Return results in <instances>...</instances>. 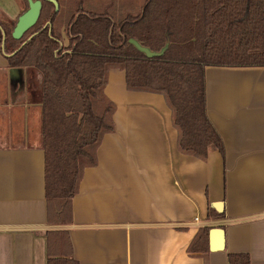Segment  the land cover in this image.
I'll return each instance as SVG.
<instances>
[{
  "label": "crops",
  "instance_id": "0c3cea01",
  "mask_svg": "<svg viewBox=\"0 0 264 264\" xmlns=\"http://www.w3.org/2000/svg\"><path fill=\"white\" fill-rule=\"evenodd\" d=\"M20 10L17 0H0L9 19ZM9 57L0 40V264H48L49 232L66 233L52 251L78 264H229L240 254L264 264V67L206 69L207 115L224 153L210 147L204 161L179 151L163 95L128 91L125 71L111 69L104 93L114 130L84 170L71 223L52 225L41 75L11 67ZM204 227L223 229L225 247L191 256Z\"/></svg>",
  "mask_w": 264,
  "mask_h": 264
},
{
  "label": "trees",
  "instance_id": "16d2710c",
  "mask_svg": "<svg viewBox=\"0 0 264 264\" xmlns=\"http://www.w3.org/2000/svg\"><path fill=\"white\" fill-rule=\"evenodd\" d=\"M55 1L58 6L42 1L39 21L19 41L12 30L0 28L10 66L35 68L42 77L49 224L71 223L84 170L97 164L103 135L114 130L115 105L104 93L111 69L125 71L128 91L165 97L182 154L204 161L210 147L224 153L207 115L205 72L209 67H264V0H145L138 13L126 15L113 12L115 2L100 15L81 3L67 22ZM131 39L152 52L165 51L149 59ZM211 230H199L188 248L191 256L210 251ZM65 234L48 233V264H78L70 252L52 251ZM228 260L251 264L245 254Z\"/></svg>",
  "mask_w": 264,
  "mask_h": 264
},
{
  "label": "rangeland",
  "instance_id": "374dc122",
  "mask_svg": "<svg viewBox=\"0 0 264 264\" xmlns=\"http://www.w3.org/2000/svg\"><path fill=\"white\" fill-rule=\"evenodd\" d=\"M17 1L21 8L20 10L21 14L25 13L29 8L28 3L25 0H17ZM81 1L82 0H59L61 11H64V13L62 14L64 15V18H65L64 22H67L66 20H68L72 14H76L78 5ZM113 1L116 2L115 7L117 8V11H113L115 13L123 12V15H126L129 13V11H131L132 13H138L140 11L136 9V7L140 3L141 0H84L83 7L86 9L85 11L87 12H93L95 14L100 15L106 12L107 8L109 7V5L113 3ZM118 2H121V3L119 4ZM17 21L18 19L11 20L4 13L0 12V28L2 29L3 33H5L4 28H7L8 30L13 31L17 24ZM62 31L63 29L61 30V33H63ZM62 38H63L64 45L67 47L69 45V41L66 38L65 32L62 34ZM40 78L41 79L39 80V82L41 84L42 77Z\"/></svg>",
  "mask_w": 264,
  "mask_h": 264
},
{
  "label": "water",
  "instance_id": "95a60500",
  "mask_svg": "<svg viewBox=\"0 0 264 264\" xmlns=\"http://www.w3.org/2000/svg\"><path fill=\"white\" fill-rule=\"evenodd\" d=\"M29 8L23 13L13 30L12 36L15 40H21L24 35L32 29L40 19L41 11H42V1L43 0H27ZM53 2L56 6H58L55 0H48ZM135 48L146 55L147 58H157L163 55L164 51L160 53L152 52L150 49L141 46L136 40L131 39L129 41ZM22 48V47H21ZM20 48V49H21ZM222 204H214L213 207L221 212ZM225 232L223 229H212L209 234V248L211 251L223 250L225 247Z\"/></svg>",
  "mask_w": 264,
  "mask_h": 264
}]
</instances>
